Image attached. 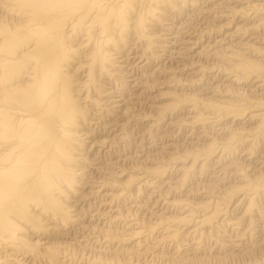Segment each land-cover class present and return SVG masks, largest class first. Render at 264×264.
I'll use <instances>...</instances> for the list:
<instances>
[{"label":"bare ground","instance_id":"6f19581e","mask_svg":"<svg viewBox=\"0 0 264 264\" xmlns=\"http://www.w3.org/2000/svg\"><path fill=\"white\" fill-rule=\"evenodd\" d=\"M90 256L264 264V0H0V264Z\"/></svg>","mask_w":264,"mask_h":264},{"label":"rangeland","instance_id":"374dc122","mask_svg":"<svg viewBox=\"0 0 264 264\" xmlns=\"http://www.w3.org/2000/svg\"><path fill=\"white\" fill-rule=\"evenodd\" d=\"M219 39L218 38H214V40H213V42H217ZM167 103L168 102H170V100H167L166 101ZM133 131V130H132ZM132 134H136L134 137H137V131H136V129H135V131H133L132 132ZM136 147L137 146H135V147H133L131 150V152H132V154L134 155V153H138L139 154V152L141 151L140 149L138 150V148H137V150H136ZM137 151V152H136ZM134 152V153H133ZM97 176V175H96ZM95 175H92V177L93 178H97ZM95 202V201H94ZM100 205V204H99ZM89 206L90 205H88V207L87 206H84L80 211V216H82L81 217V219L84 221V222H86V223H89L91 220H92V217H93V215L95 214V210H94V208H92L91 210H90V208H89ZM101 206V205H100ZM86 207V208H85ZM99 207V206H98ZM84 211V212H83ZM91 211V212H90ZM90 215V218L88 217ZM88 217V218H87ZM85 218V219H84ZM91 219V220H90ZM101 223H105V221L104 220H101ZM75 238V237H74ZM166 249H168V248H166ZM172 251V250H171ZM168 252H170V250L168 249ZM170 253H174V251H172V252H170ZM92 256H90V259L91 260H89V262L88 261H76L75 263H73V264H93V257L91 258ZM89 258V257H88ZM147 260H150V259H147ZM143 261V264H174V263H170V262H165L164 260H163V262H162V260L160 261V260H157V261H159V262H157V261H153V259H151L149 262L148 261ZM111 261V260H110ZM239 260H235V261H233V260H228V262L227 261H225V262H216V261H209L208 263H204V264H211V263H213V264H242L241 263V261H239ZM155 262V263H154ZM231 262V263H230ZM234 262V263H233ZM139 264H142V261H140L139 262ZM200 264H203V263H200Z\"/></svg>","mask_w":264,"mask_h":264}]
</instances>
